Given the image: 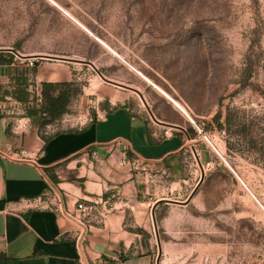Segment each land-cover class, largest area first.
Here are the masks:
<instances>
[{
	"label": "rangeland",
	"instance_id": "374dc122",
	"mask_svg": "<svg viewBox=\"0 0 264 264\" xmlns=\"http://www.w3.org/2000/svg\"><path fill=\"white\" fill-rule=\"evenodd\" d=\"M53 1L59 6L52 0H0L2 53L8 57L10 51L30 50L50 36L62 41L66 34L67 42L72 38L67 53L95 60L100 73L138 86L150 105L82 64L67 111L39 125L43 134L82 127L89 113L96 117L120 105L111 102L118 91L130 95L126 104L139 102L136 106L147 115L146 106L166 116L167 97L124 62L128 61L185 106L203 128L198 131L185 118L193 139L189 145L198 148L206 169L199 168L193 154L195 179L178 200L192 199L163 203L156 210L161 254L149 211L158 245L154 261L264 264V0ZM83 27L117 54L94 42L93 35L87 38ZM24 58L8 66V77L0 83V105L13 117L22 109L5 91L24 83L19 79L27 68ZM27 86L30 103L41 106L42 83L29 75ZM38 94L42 102H37Z\"/></svg>",
	"mask_w": 264,
	"mask_h": 264
},
{
	"label": "crops",
	"instance_id": "0c3cea01",
	"mask_svg": "<svg viewBox=\"0 0 264 264\" xmlns=\"http://www.w3.org/2000/svg\"><path fill=\"white\" fill-rule=\"evenodd\" d=\"M64 11L70 20L82 25L71 13ZM59 16L65 20L61 13ZM68 22L72 28L73 23ZM89 34L94 36V42L100 41L110 48L87 29V38ZM67 45L72 50L71 36L68 42L66 34L62 41L60 37L50 36L30 50L10 53L15 60L25 57L28 70L31 62L36 63L34 79L37 83L76 81L82 64L103 79L95 60L67 53ZM125 63L167 97L170 106L165 111L166 116H158L146 106L150 113L147 115L138 108L139 102L134 101L132 106L126 104L130 95L118 91L114 101H110L120 102V105L101 118L83 123L82 127L43 134L39 124L27 113L13 117L9 111L0 109V148L25 147L32 156L30 161L18 162L0 154V252L13 260V264L154 263L157 243L149 211L158 201H161L158 207L163 203L173 204L172 201L182 202L179 197L192 186L196 175L193 154L200 169L205 161L198 148L189 145L193 139L185 120L190 121L186 112L174 104V98L165 90L128 61ZM0 66L5 67V74L0 75L1 83L8 77L10 65ZM101 74L138 89L143 95L138 86ZM92 76L97 78L95 74ZM115 86L135 92L125 86ZM143 97L142 101L150 105ZM166 130L172 135L166 136ZM135 156L148 163L142 174L133 170L129 163ZM50 188L63 195V209L70 215L36 206L35 199ZM79 198L104 202L99 205L100 213L90 218L87 236L82 242L77 241L74 234Z\"/></svg>",
	"mask_w": 264,
	"mask_h": 264
},
{
	"label": "built area",
	"instance_id": "2783aa9c",
	"mask_svg": "<svg viewBox=\"0 0 264 264\" xmlns=\"http://www.w3.org/2000/svg\"><path fill=\"white\" fill-rule=\"evenodd\" d=\"M30 64L33 65L34 62H31ZM36 100L37 102H42V95L38 94ZM15 103L17 104L18 108L22 109V112L19 113L18 115H21L22 113H24L25 107H26L25 104L18 103V102H15ZM174 104L176 103L174 102ZM0 109H3L2 105H0ZM102 115L103 114L97 113V116L94 117L89 113V116L86 117L85 121H83L82 124L93 121L95 118H101ZM189 119L194 124V126L197 128L198 131L203 132V128L195 120H192L191 118ZM26 126H27V123L24 124V127ZM165 135L166 136L172 135V132L170 130H166ZM205 137L208 140V142L217 150L215 144L206 134H205ZM0 154L6 159L11 160V161L26 162V161L32 160V156L30 155L29 150L25 147L11 148V149L0 148ZM93 154L97 155V152L94 151ZM129 163L132 169L136 170L138 174H142L147 170L148 163L146 160H144L140 156H135L129 161ZM207 166H209V163ZM202 167L204 170L206 169V165H202ZM243 184L245 185V183ZM35 202H36L37 207L49 208V209L55 210L57 213L62 214L64 216L70 215L69 212H65L63 209V205H64L63 195L59 191H56L53 188L48 189L43 196L35 199ZM101 204H104V202H101L98 200H88L84 198H79L76 201L74 220L76 221L77 227L74 230V234L76 236L77 241L82 242L86 239L87 229L90 226V218L96 213H100L99 205ZM153 264H158V263L157 261H154Z\"/></svg>",
	"mask_w": 264,
	"mask_h": 264
},
{
	"label": "trees",
	"instance_id": "16d2710c",
	"mask_svg": "<svg viewBox=\"0 0 264 264\" xmlns=\"http://www.w3.org/2000/svg\"><path fill=\"white\" fill-rule=\"evenodd\" d=\"M14 55L10 53L6 57L2 52H0V65H11L14 63ZM36 67L30 68V70L23 69L19 79H24V83H19L18 88L14 91H5V94L11 95L16 100L25 104V113L34 121L37 122L40 126L54 122L60 118L66 111L67 106L71 100V97L75 93V83L76 81L71 82H43V104L32 105L31 99L32 94L31 90L27 86L28 76L34 77L36 72ZM34 71V73L32 72ZM60 87H63L60 89ZM57 88V93L54 94V90ZM48 116V117H45ZM44 136V135H43ZM0 264H13L11 260L5 253L0 252Z\"/></svg>",
	"mask_w": 264,
	"mask_h": 264
},
{
	"label": "water",
	"instance_id": "95a60500",
	"mask_svg": "<svg viewBox=\"0 0 264 264\" xmlns=\"http://www.w3.org/2000/svg\"><path fill=\"white\" fill-rule=\"evenodd\" d=\"M15 52H16V51H15ZM16 53L19 54L18 52H16ZM55 58H59V57H55ZM90 64L93 65L91 62H90ZM93 66H94V65H93ZM95 68H96V67H95ZM97 71H98V70H97ZM4 74H5V67H4V66H0V75H4ZM100 75L103 77V79H105V81H108V82L113 83V84L118 85V86H125V85H122V84H120V83H117V82H114V81H112V80L107 79V78H106L104 75H102L101 73H100ZM125 87L130 88V89H133L135 92H137V93L142 97V99H144L143 95L141 94V92H140L138 89H134V88H131V87H128V86H125ZM203 179H204V178L202 177L201 182L203 181ZM201 182H200V184H201ZM191 199H192V197H191L189 200H187L186 202H179V201H172V202H177V203H188ZM160 203H161V201L156 202L155 205L153 206V209H152L153 224H154V227H155V229H156L157 237H158V232H157L158 225H157V219H156V209H157V207H158V205H159ZM158 243H159V249H160V254H161V244H160V239H159V237H158ZM157 263H158V264H161V263H160V260H158Z\"/></svg>",
	"mask_w": 264,
	"mask_h": 264
},
{
	"label": "bare ground",
	"instance_id": "6f19581e",
	"mask_svg": "<svg viewBox=\"0 0 264 264\" xmlns=\"http://www.w3.org/2000/svg\"><path fill=\"white\" fill-rule=\"evenodd\" d=\"M165 93V92H164ZM168 95V94H167ZM173 101L183 110V111H185L186 112V114L189 116V118H191L192 119V116H191V114L188 112V110L180 103V102H178V101H176V100H174L173 99ZM192 120H194V119H192ZM218 150V149H217ZM219 152V151H218ZM220 153V152H219Z\"/></svg>",
	"mask_w": 264,
	"mask_h": 264
}]
</instances>
